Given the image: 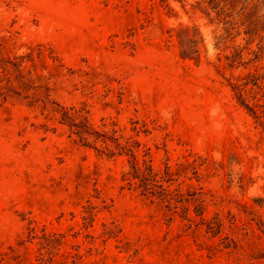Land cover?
I'll return each mask as SVG.
<instances>
[{
	"label": "rangeland",
	"instance_id": "obj_1",
	"mask_svg": "<svg viewBox=\"0 0 264 264\" xmlns=\"http://www.w3.org/2000/svg\"><path fill=\"white\" fill-rule=\"evenodd\" d=\"M256 101L264 0H0V264H264Z\"/></svg>",
	"mask_w": 264,
	"mask_h": 264
},
{
	"label": "trees",
	"instance_id": "obj_2",
	"mask_svg": "<svg viewBox=\"0 0 264 264\" xmlns=\"http://www.w3.org/2000/svg\"><path fill=\"white\" fill-rule=\"evenodd\" d=\"M250 76L257 78V75L255 74H251ZM246 106L252 112V114H254L257 117L260 116V113L262 114L264 112L261 107V104L258 101L254 102L252 105H246Z\"/></svg>",
	"mask_w": 264,
	"mask_h": 264
}]
</instances>
